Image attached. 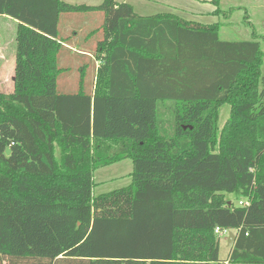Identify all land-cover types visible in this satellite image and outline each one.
<instances>
[{
  "label": "trees",
  "instance_id": "1",
  "mask_svg": "<svg viewBox=\"0 0 264 264\" xmlns=\"http://www.w3.org/2000/svg\"><path fill=\"white\" fill-rule=\"evenodd\" d=\"M92 12L100 37L70 20L62 33ZM0 17L16 22L0 264H221L216 227L235 235L222 264H264V37L225 41L217 23L114 0H0ZM126 159L129 186L94 197L93 172Z\"/></svg>",
  "mask_w": 264,
  "mask_h": 264
},
{
  "label": "rangeland",
  "instance_id": "2",
  "mask_svg": "<svg viewBox=\"0 0 264 264\" xmlns=\"http://www.w3.org/2000/svg\"><path fill=\"white\" fill-rule=\"evenodd\" d=\"M64 1V0H62ZM122 1V0H116ZM133 5L134 11L141 15L174 14L184 21L196 22L202 25H219V38L225 41L250 40L251 33L264 37V0H128ZM65 2V1H64ZM74 4L89 2L88 0H76ZM92 4H100L101 0H92ZM70 4V2H66ZM216 12L214 16L212 13ZM74 17L62 18V33L65 31V23L70 20V28L77 33V39L83 35L95 31L88 40L100 37L96 27L101 24V13H80ZM91 20V21H89ZM71 30V29H70ZM16 25L10 18L0 17V94L10 95L13 92L12 77L14 71L10 66L12 46L15 52ZM262 43V67L264 71V39ZM74 58V56H72ZM261 67V68H262ZM89 69V68H88ZM87 70V69H86ZM91 70V69H90ZM76 77L75 73L69 74L65 78ZM69 78V79H70ZM76 83L70 81L67 86ZM72 89V88H67ZM75 89V88H74ZM228 105H223L219 110L217 121L219 131L224 126L230 116ZM264 111V78L262 80V93L259 104L252 110V115L260 114ZM56 158H59V150H55ZM132 170L131 160L126 159L110 166L100 168L93 172L92 179L94 187L92 195L98 196L116 189L124 188L130 184V172ZM228 201L237 203L241 198L236 195H226ZM239 198V199H238ZM234 233V232H232ZM219 239V261L222 264L228 260L230 248L225 237ZM226 264H235L227 262ZM242 264V263H236Z\"/></svg>",
  "mask_w": 264,
  "mask_h": 264
},
{
  "label": "crops",
  "instance_id": "3",
  "mask_svg": "<svg viewBox=\"0 0 264 264\" xmlns=\"http://www.w3.org/2000/svg\"><path fill=\"white\" fill-rule=\"evenodd\" d=\"M65 1V3L66 2H70V4L72 3H74L73 1H76V0H64ZM63 1V2H64ZM80 1H83V0H80ZM89 2H86V4L85 3H77V4H74V5H81V4H83V5H88V6H97V5H99V4H92V3H94V2H92V0H88ZM101 1H103V0H101ZM116 3H127V4H129V5H131L132 6V8H133V11H134V7H133V5L132 4H130L129 3V1L128 0H122V1H116V0H114ZM135 12V11H134ZM136 13V12H135ZM137 14V13H136ZM139 15V14H138ZM157 15H159V14H157ZM140 16H153V15H141L140 14ZM6 18V17H5ZM15 22V21H14ZM15 25H16V22H15ZM12 54H11V57H10V66H12V69H13V71H14V55H15V52H14V49H13V46H12ZM1 53V52H0ZM1 63V65L3 64V62H0ZM13 78V77H12ZM234 234V233H233ZM215 235V234H214ZM217 239H218V237H216ZM231 249V248H230ZM219 257V256H218Z\"/></svg>",
  "mask_w": 264,
  "mask_h": 264
},
{
  "label": "built area",
  "instance_id": "4",
  "mask_svg": "<svg viewBox=\"0 0 264 264\" xmlns=\"http://www.w3.org/2000/svg\"><path fill=\"white\" fill-rule=\"evenodd\" d=\"M247 205H248V201L247 200H240L237 203V206H239V207H245ZM230 233H232V231H230V230L220 229L218 227H216L214 229V234L218 238L225 237V239H226V238H228V236H229Z\"/></svg>",
  "mask_w": 264,
  "mask_h": 264
},
{
  "label": "water",
  "instance_id": "5",
  "mask_svg": "<svg viewBox=\"0 0 264 264\" xmlns=\"http://www.w3.org/2000/svg\"><path fill=\"white\" fill-rule=\"evenodd\" d=\"M12 81H14V79L12 78ZM9 149L6 150V155H9ZM235 241V235L233 233H230L228 238H226V242L229 248H231L233 246V243Z\"/></svg>",
  "mask_w": 264,
  "mask_h": 264
}]
</instances>
